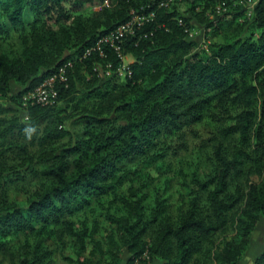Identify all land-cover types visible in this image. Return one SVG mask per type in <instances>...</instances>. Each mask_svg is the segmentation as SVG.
<instances>
[{"label": "trees", "instance_id": "1", "mask_svg": "<svg viewBox=\"0 0 264 264\" xmlns=\"http://www.w3.org/2000/svg\"><path fill=\"white\" fill-rule=\"evenodd\" d=\"M200 1L0 0V264L239 261L264 220V0L248 19L207 18ZM134 14L124 76L109 44L84 55ZM191 17L222 40L202 48ZM68 61L52 104L24 99ZM203 122L212 161L198 152L185 171L187 131Z\"/></svg>", "mask_w": 264, "mask_h": 264}, {"label": "rangeland", "instance_id": "2", "mask_svg": "<svg viewBox=\"0 0 264 264\" xmlns=\"http://www.w3.org/2000/svg\"><path fill=\"white\" fill-rule=\"evenodd\" d=\"M206 1L208 2V0L200 1L199 5L197 6V9L200 10V9H202V7L204 5L207 6L204 8L205 9L204 15H205V17L211 19L212 16L214 15L213 13L216 12V10H215L214 6H213V8H211V5L206 3ZM224 1L226 2V8L234 5V1H232V0H224ZM234 10H236V9H234ZM232 12H235V11H233V9H232V10H230V14ZM226 18H229V17L227 16ZM27 19H30V14H28V13H27ZM190 21H191L190 22L191 25L189 26V28H190L189 30H191V32L195 35V38L198 39L202 48L207 49V47H209V45L212 44L213 42L222 40L221 37L212 36L210 33L206 32V30L204 28V21L202 22V21L198 20L197 17H191ZM238 21L241 23L243 20L239 17ZM131 59H132V57L130 55H126L123 59V63L128 64L129 61H131ZM110 68L111 67H109V72H107V73L105 72L104 76H108L109 74H111ZM121 80H122V78H121ZM10 89H11L12 93L13 92L15 93L16 91H18L20 89V85L12 80L10 82ZM21 101H22V99H21ZM23 101H24V99H23ZM5 105L8 107L10 106L13 108V110H15L12 113H15L16 115L20 116V118L26 119L25 116L23 115V113L21 112V110H22L21 108L23 107V105H21L22 107L20 106L19 108L14 103H10V105L8 103H6ZM71 122H72V120L67 121L64 125L66 126L67 129L70 130L71 134L74 135L73 130L77 131L80 128L79 127H73ZM216 136H217V133L215 131V128L213 127L212 124H210L208 122L199 123L196 126H194L192 128V130L187 131L186 138H185L187 150H184L182 152V157L184 158V163L182 164V167L184 168L185 171H188L191 158L194 157V155L198 152L201 153L202 159L209 165L210 161H212V156H213L212 148H213V144L215 143L214 138ZM67 139L68 138L61 139V140H59V142H65ZM252 179H254V180L257 179V176L253 175ZM175 182H176V179H173L172 184L174 185ZM24 191L25 190L23 188H18V191L17 190H11L10 198L12 200L13 199H18V200L24 199L25 198ZM263 230H264V220L261 218L257 222V225L255 226V229L252 232L250 243H249L248 247L246 248V250L243 251L239 261L236 264H252L254 258L264 249V231ZM221 234L229 236L232 234V232L229 228H227L226 230H224L223 233L218 234L220 236H218L216 238V242H218L222 238ZM125 256H126V254H123V259H125ZM143 260H147V259H143ZM123 262H122V264H123ZM144 263H147V261ZM54 264H65V262L60 257H56Z\"/></svg>", "mask_w": 264, "mask_h": 264}, {"label": "built area", "instance_id": "3", "mask_svg": "<svg viewBox=\"0 0 264 264\" xmlns=\"http://www.w3.org/2000/svg\"><path fill=\"white\" fill-rule=\"evenodd\" d=\"M232 1H234V5L230 6L231 9L235 8L239 12L243 13V16L246 19L252 17L254 7L258 2V0H232ZM164 4L165 3L163 1L160 3V5H164ZM231 9L226 8V2L224 0L219 1L215 7L216 12L224 13L227 16H230ZM149 14L150 16H153L152 12ZM143 19H144V16H141L139 14H134L127 23L119 25L113 31L99 38L98 42L96 43L94 47H91L85 50L84 55L90 53L91 50H98L100 54L102 55L103 51L101 49V44L102 43L109 44L114 49L118 57L122 59V64H120L117 67L116 71H118L119 75L124 76V71L127 68V64L123 63V59L125 55L122 54V50H121V44H120L121 38L124 35H126V33L133 34V28H132L133 22L140 24ZM241 19L243 20L242 17ZM148 35H150V33L143 34L144 37H147ZM109 65L110 63L107 64V68ZM67 66H71L70 61L58 67V69L55 72H53L50 76L46 77L42 81V83L39 84L35 89L26 93L24 95V99L30 101L31 103H39L42 105L52 104L56 100V97H57V92L54 86V81L58 77L64 78ZM105 72L106 73L109 72V69H107ZM143 256L146 257L145 254Z\"/></svg>", "mask_w": 264, "mask_h": 264}, {"label": "crops", "instance_id": "4", "mask_svg": "<svg viewBox=\"0 0 264 264\" xmlns=\"http://www.w3.org/2000/svg\"><path fill=\"white\" fill-rule=\"evenodd\" d=\"M147 264H162L160 259H153L152 261L148 262Z\"/></svg>", "mask_w": 264, "mask_h": 264}]
</instances>
